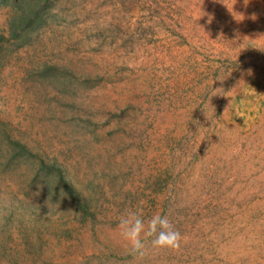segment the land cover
<instances>
[{
  "label": "rangeland",
  "instance_id": "obj_1",
  "mask_svg": "<svg viewBox=\"0 0 264 264\" xmlns=\"http://www.w3.org/2000/svg\"><path fill=\"white\" fill-rule=\"evenodd\" d=\"M20 2L0 1V264H264V0H33L23 27ZM130 212L179 249L142 233L131 255Z\"/></svg>",
  "mask_w": 264,
  "mask_h": 264
},
{
  "label": "clouds",
  "instance_id": "obj_2",
  "mask_svg": "<svg viewBox=\"0 0 264 264\" xmlns=\"http://www.w3.org/2000/svg\"><path fill=\"white\" fill-rule=\"evenodd\" d=\"M128 66L134 67L135 65L129 64ZM119 227L121 236L127 241L129 252L133 256L143 257L145 254V245L141 238L142 233L144 237H154L152 246L157 249L177 250L182 240L181 233L174 229L173 224L166 215L156 214L152 216L147 221L146 227L145 221L140 215L130 212L127 216L121 218Z\"/></svg>",
  "mask_w": 264,
  "mask_h": 264
},
{
  "label": "trees",
  "instance_id": "obj_3",
  "mask_svg": "<svg viewBox=\"0 0 264 264\" xmlns=\"http://www.w3.org/2000/svg\"><path fill=\"white\" fill-rule=\"evenodd\" d=\"M3 2H6L7 0H0ZM47 1V0H45ZM33 2V0H21L20 4L22 8L21 16L19 17V25L23 27V25L27 26L32 23V21L38 22L39 21V11L35 9V5H33L28 10L26 9L30 4ZM38 5V3H37ZM35 9V10H34ZM25 11H29V13L26 14ZM32 17V18H30Z\"/></svg>",
  "mask_w": 264,
  "mask_h": 264
}]
</instances>
